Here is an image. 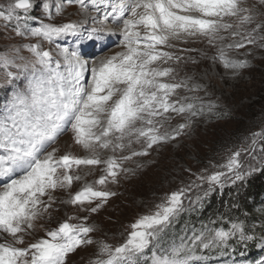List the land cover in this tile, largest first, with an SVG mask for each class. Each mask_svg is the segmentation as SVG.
Returning a JSON list of instances; mask_svg holds the SVG:
<instances>
[{"label": "snow or ice", "instance_id": "6c2138e0", "mask_svg": "<svg viewBox=\"0 0 264 264\" xmlns=\"http://www.w3.org/2000/svg\"><path fill=\"white\" fill-rule=\"evenodd\" d=\"M66 3L76 4L85 12L90 7L102 12L99 17H91L92 24L99 26L85 28L82 22L45 23L31 15L34 0H13L6 11H0V20L6 28L11 25L18 36L37 40L0 51L3 70L0 89L11 87L6 101L0 105V264H67L71 253L94 243L90 234L96 229L87 224L86 216L69 217L81 222L64 221L48 230L47 238L37 239L27 247L18 245H23L25 237L32 235L30 230L36 227L35 221L55 203L51 192L71 187L74 180L80 179L69 174L71 169L103 163L105 174L96 183L100 186L109 181L115 183L119 172L124 170L122 161L148 155V149L154 145L180 136L190 126L191 117L202 115L205 107L208 111L218 107L212 103L205 106L198 96L173 99L179 89L191 92L203 89L199 84L189 87L187 80H177L174 68L159 66L158 62L181 59L163 50L173 47L168 43L171 38L182 33L199 34L212 44L226 39L218 35L222 30H232L231 36L239 37V41L222 46L214 57L231 69L247 68L249 62L231 59L225 48L239 49L264 42L261 33L264 23H255L252 9L243 6L244 0H66ZM259 3L264 5V0ZM41 6L46 16L53 19L50 0H43ZM63 7V3L55 4V14H61ZM225 17H235L238 22H225ZM109 21L122 25L120 33L125 50L100 59L99 63L85 59L79 43L72 49L57 45L55 54L44 47L45 43L55 44L57 39L68 36L80 43L90 41L103 47L105 38L115 34L107 28ZM254 23V27L244 29L245 25ZM260 46L264 47V43ZM24 49L30 57L21 54ZM168 113L188 114L189 118L170 132H161L165 122L173 118ZM68 130L73 132L75 143L91 152V156L76 157L70 153L57 156L59 149L53 145ZM142 140V151L131 150L130 155L119 160L115 156L101 160L97 154V149L110 147L113 151L131 149L133 143ZM248 140L247 148L238 147L219 166L227 172L198 177L209 185L205 196L215 186L222 188L229 173L235 183L255 171L251 164L241 171L242 153H255L259 149V164L264 166V144L260 143L264 142V131L252 133ZM187 190L173 192L157 205L154 213L131 224L124 243L113 246L99 242L90 264H144L150 247L151 264H194L202 258L197 256V249H226L230 241L246 245L255 239L243 222H230L227 228L202 226L191 236L166 247L154 244L185 210ZM112 195L115 193L88 184L61 203L83 206L99 201L88 209L95 213ZM45 196L47 201L43 199ZM259 264H264V260Z\"/></svg>", "mask_w": 264, "mask_h": 264}, {"label": "rangeland", "instance_id": "374dc122", "mask_svg": "<svg viewBox=\"0 0 264 264\" xmlns=\"http://www.w3.org/2000/svg\"><path fill=\"white\" fill-rule=\"evenodd\" d=\"M10 2H13V0H0V11H6V6ZM42 3L43 0H34V8L31 15L43 20L45 23L82 22L85 28L99 26L93 25L91 21V17H94V15L90 14L89 10L91 13L97 12L94 8H89L85 12L76 4L66 3V0H50L53 5L54 17L50 20L43 11ZM57 3L64 4L63 10L59 15L54 12V6ZM243 5H247L246 7L252 9L255 15V23H264V5H261L259 0H244ZM233 18L234 20H230L228 23L236 24L238 22L237 18ZM255 23L245 25L244 29L254 27ZM111 25L109 24V26ZM117 26L119 29L122 27V25L118 24ZM109 30L111 31V29ZM141 31L143 32V29ZM231 31L222 30L218 35L224 36L226 39L223 41L216 40L212 44L208 42V38L205 36L199 34L187 36L182 33L179 37L171 38L168 41L173 47H165L163 49L173 53L174 56H180L181 59L178 62L175 60L167 63L158 62L161 67L174 68L176 70L174 73L176 79L187 80L189 87L193 84L202 86L203 90L199 92L179 89L178 96H174L173 99L198 96L205 106L208 103H212L218 105V107L212 111H208L207 107H205L202 115L191 117L190 126L180 136L174 140H169L167 143L154 145L151 149H148V155L135 156L131 160L122 161V169L124 170L119 172L115 183L109 181L103 186L96 183L105 174L106 165L103 163L94 166L73 167L69 174L79 176L80 179L74 180L71 187L58 188L51 192L55 203L49 208L48 213H45L41 219L35 221L36 227L34 230H30L32 235L26 236L24 244L18 246L27 247L37 239L47 238L46 232L57 228L64 221L70 223L81 222L79 219L69 220V217L83 218L86 216L87 224L96 229L90 234V238L94 243L82 246L74 253H71L67 258V264H90L98 252L99 242L105 241L113 246L124 243L131 231L130 225L135 223L140 217L154 213L157 210V205L164 203L166 198L173 192L188 189L184 194L185 210L179 214L169 228L176 225L185 213L198 212L201 209L203 200L208 198L214 191H221L224 186L234 184L232 182L234 177L229 173L224 178V186L222 188L215 186L213 191L205 196L204 193L209 185L207 182H202L198 179L199 176H208L216 171L227 172L226 169H222L219 166L225 163L226 159L238 147L247 148L250 143L248 138L252 133L264 131V117H262L255 123L254 128L246 133L237 144L225 149L223 153L213 148L217 139L222 140L234 131H242V127L247 124V112L252 107L250 105H254L259 100L258 96L264 93V47L260 46L264 42L258 41L255 45H246V47L239 49L225 48L231 59L247 60L249 62L247 68H225L218 59H214L222 46L239 41V37L233 38L231 36ZM261 33L264 34V29H261ZM115 34L116 36L113 37L114 45L109 50L98 55H91L92 51L88 49L89 53L83 54L84 58L89 61L96 60L99 63L100 59L124 51L121 33L117 32ZM60 39L66 40L64 47L69 49L77 47L78 43L80 48H88L90 45L88 41L80 43L77 38L72 36L61 37ZM36 42L37 40L34 38L18 36L12 30L11 25L6 28L5 22L0 20V51ZM44 47L55 54L56 47L53 44L45 43ZM21 54L26 57L31 56L26 49L22 50ZM193 60L195 63L192 62ZM2 71L0 69V72ZM88 79L89 77L86 76V81ZM164 79L168 80L169 78ZM20 83L22 85L23 81ZM118 87L122 88L123 85H118ZM10 91V86L0 89V105H3L6 101ZM116 98L114 97L113 99ZM183 102L187 103L190 101L185 100ZM109 103L111 104V102ZM167 115L173 118L165 122L161 132H170L177 125L185 123L189 118L188 114L176 115L175 113H168ZM260 143L264 144V142ZM53 147L59 149L57 152L58 157L68 153L76 157L92 155L91 152L84 150L75 143L74 134L71 130L65 131L59 136ZM143 149L144 143L142 140L140 143H133L131 149L125 148L123 151H113L110 147L109 149H97V154L101 160H107L112 156L119 160L122 156L130 155L131 150L142 151ZM207 152H210V155L204 158ZM253 156L256 159H252ZM259 157V149L255 153H242L240 159L244 164V168L241 171L246 170L249 164L255 167V171H252L250 175H246L243 180L235 181L236 184L244 186V182L248 179H255L258 177L257 175L260 176L264 166H260ZM242 181L244 182L241 183ZM88 184L93 185L98 190L115 193V195L110 196L95 213L88 211V209L95 207L99 201H93L91 204L86 203L83 206L61 203V201L70 200L75 193L81 191ZM195 185L202 186L196 187ZM197 197H200V199L197 200ZM262 197L261 202L264 203V191ZM43 199L47 201L48 197L45 196ZM235 207L237 208L238 205H235ZM49 215L51 216L50 219ZM233 222L243 221L236 219ZM205 225L210 227V223H203V225L192 228L191 231L186 232L182 237L191 236L194 230L199 231ZM260 225L257 221L253 226L260 227ZM251 229L250 232L249 230L247 232L254 235L255 239L247 242L246 245L238 242L236 244L238 243L237 245L246 249L252 242H257L253 248L254 254L246 255L247 250H245L241 252V256H235L234 248L230 242L229 252L226 251L227 248L197 249V256L202 257L199 260L204 262V264H207L209 260H213L214 264H259L260 261L264 260V240L261 239V237H264V228ZM163 234L159 242L154 241L153 243H159L166 247L171 243H178L182 238L177 241L164 242L165 236ZM152 250L151 247L146 250L144 264H151ZM215 250L221 251L218 252V255L211 256L210 251Z\"/></svg>", "mask_w": 264, "mask_h": 264}, {"label": "trees", "instance_id": "16d2710c", "mask_svg": "<svg viewBox=\"0 0 264 264\" xmlns=\"http://www.w3.org/2000/svg\"><path fill=\"white\" fill-rule=\"evenodd\" d=\"M259 100L254 105H250L247 112V124L242 127L241 132L234 131L225 139H217L214 143V149L223 153L225 149L237 144L239 140L249 131L254 128L255 123L264 117V93L258 96ZM212 151V150H211ZM210 152L205 153L204 158H207ZM255 179H248L244 182V186L236 183L226 185L221 191H214L208 198L203 200L201 209L198 212L185 213L182 219L173 227L168 228L165 233V241H177L186 232L191 231L192 228L203 225V223H210V227L227 228L230 222L236 219L242 220L245 224L246 231L252 230L251 228H264V167L260 176L257 175ZM240 184V183H239ZM235 205H238L236 208ZM260 223V227L253 226L255 222ZM231 244L239 248L241 251L242 246L236 242L230 241ZM257 242H252L246 248L248 253L254 254L253 248ZM244 245V244H242Z\"/></svg>", "mask_w": 264, "mask_h": 264}, {"label": "bare ground", "instance_id": "6f19581e", "mask_svg": "<svg viewBox=\"0 0 264 264\" xmlns=\"http://www.w3.org/2000/svg\"><path fill=\"white\" fill-rule=\"evenodd\" d=\"M244 7H246L247 5H243ZM91 8V7H90ZM89 12H90V14H92V15H94L95 17H99V16H101L102 15V13L101 12H93V13H91V11L89 10ZM88 15H89V13H88ZM87 15V16H88ZM224 20H225V22H229L230 20H234V18L233 17H225L224 18ZM109 24H112L111 26H109ZM119 25V24H118ZM107 27H108V29H111V32H113V33H117V32H120V29H119V27L117 26V23H113V22H111V21H109V23L107 24ZM116 36V34H114V35H110V36H108V37H106L105 38V41H104V45H103V47H101L99 44H97V46L96 47H94V49H93V47H91V50H92V53H91V55H98V54H100V53H103V52H105V51H107V50H109L114 44V39H113V37H115ZM121 38V37H120ZM186 38V37H185ZM179 39V38H178ZM65 41L66 40H62V39H57L56 40V42H55V44H53L55 47L57 46V45H59L60 47H64V45L66 44L65 43ZM108 42H110V44L108 45V46H106V44L108 43ZM89 43H90V45L92 44L90 41H89ZM80 50H81V52H82V54H85V53H89V51H88V48H80Z\"/></svg>", "mask_w": 264, "mask_h": 264}]
</instances>
